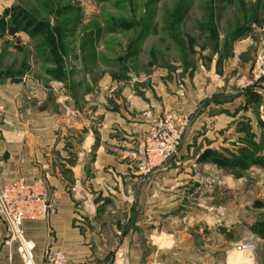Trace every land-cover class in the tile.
Segmentation results:
<instances>
[{
    "label": "rangeland",
    "instance_id": "rangeland-1",
    "mask_svg": "<svg viewBox=\"0 0 264 264\" xmlns=\"http://www.w3.org/2000/svg\"><path fill=\"white\" fill-rule=\"evenodd\" d=\"M13 8L42 22L44 33H13L5 13ZM8 84L21 91L28 108L56 115L60 139L77 134L78 146L84 129L76 131L73 117L94 115L100 107L139 108L146 124L163 116L186 119L181 148L200 114L209 112L211 126L218 116V140L201 129L186 148L198 178L185 180L182 202L188 209L166 221L194 244L204 235L207 246L222 243L216 234L230 243L257 235L261 254L264 0H0V87ZM190 96L196 105L185 113ZM152 97L164 111L148 106ZM205 146L211 147L204 151ZM142 147L136 159L144 186L153 171L140 170ZM127 149L119 145L112 152L124 156ZM229 227H236L234 240Z\"/></svg>",
    "mask_w": 264,
    "mask_h": 264
},
{
    "label": "crops",
    "instance_id": "crops-1",
    "mask_svg": "<svg viewBox=\"0 0 264 264\" xmlns=\"http://www.w3.org/2000/svg\"><path fill=\"white\" fill-rule=\"evenodd\" d=\"M20 93L10 84L0 87V183L42 180L57 193L59 202L57 212L46 220L25 223L26 237L37 246L35 264H44L50 249L63 251L70 264H264V248L261 254L238 253L236 241L230 243L223 233L216 234L221 244L205 245L206 235L194 244L191 235L166 221L188 209L182 202L189 183L185 180L198 178L186 148L201 129L207 130L204 137H214L218 116L211 119L215 121L211 126L206 122L209 112L200 114L179 154L154 170L148 184L141 186L136 152L143 145L147 124L137 115L139 108L128 112L121 106L100 107L94 115L73 117L76 131L84 129L78 146L77 134L60 139L57 116L40 112L36 106L28 108ZM186 101L184 112L196 105L193 96ZM148 106L164 111L153 97ZM119 145L128 148L124 156L112 152ZM160 213L162 220L156 218ZM244 229L238 227L241 232ZM227 230L234 240L236 227ZM8 236L9 230L0 220V264H24L17 245L6 244ZM251 237L258 239L257 235Z\"/></svg>",
    "mask_w": 264,
    "mask_h": 264
},
{
    "label": "built area",
    "instance_id": "built-area-1",
    "mask_svg": "<svg viewBox=\"0 0 264 264\" xmlns=\"http://www.w3.org/2000/svg\"><path fill=\"white\" fill-rule=\"evenodd\" d=\"M187 121L181 117H156L147 123V129L141 150L140 170L148 174L163 167L175 158L181 143ZM58 195L49 189L42 180L28 182L18 179L0 183V220L9 230L6 244L17 245V252L24 264H35L36 244L25 235V223L46 220L58 210ZM254 240H242L235 244V251L241 254L257 252ZM44 264H70L66 254L50 249L44 258Z\"/></svg>",
    "mask_w": 264,
    "mask_h": 264
},
{
    "label": "trees",
    "instance_id": "trees-1",
    "mask_svg": "<svg viewBox=\"0 0 264 264\" xmlns=\"http://www.w3.org/2000/svg\"><path fill=\"white\" fill-rule=\"evenodd\" d=\"M9 17V24L13 33H26L31 37L43 34L44 24L35 21L27 11L13 8L5 12Z\"/></svg>",
    "mask_w": 264,
    "mask_h": 264
}]
</instances>
